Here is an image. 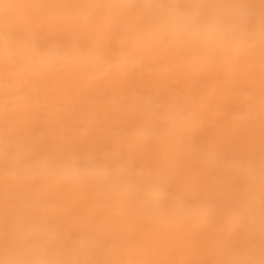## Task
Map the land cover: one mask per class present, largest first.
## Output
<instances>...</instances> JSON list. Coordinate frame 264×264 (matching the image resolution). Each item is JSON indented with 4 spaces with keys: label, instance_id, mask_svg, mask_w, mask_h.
<instances>
[{
    "label": "rangeland",
    "instance_id": "1",
    "mask_svg": "<svg viewBox=\"0 0 264 264\" xmlns=\"http://www.w3.org/2000/svg\"><path fill=\"white\" fill-rule=\"evenodd\" d=\"M0 264H264V0H0Z\"/></svg>",
    "mask_w": 264,
    "mask_h": 264
},
{
    "label": "bare ground",
    "instance_id": "2",
    "mask_svg": "<svg viewBox=\"0 0 264 264\" xmlns=\"http://www.w3.org/2000/svg\"><path fill=\"white\" fill-rule=\"evenodd\" d=\"M238 2V0H234V2ZM174 3V2H173ZM172 3H170V5H171ZM158 6H162V4H158ZM195 11V9H191V10H185L183 13L186 15V14H189V13H192V12H194Z\"/></svg>",
    "mask_w": 264,
    "mask_h": 264
}]
</instances>
